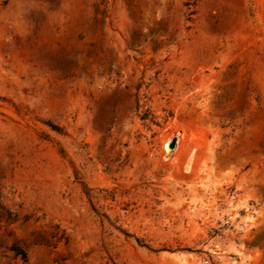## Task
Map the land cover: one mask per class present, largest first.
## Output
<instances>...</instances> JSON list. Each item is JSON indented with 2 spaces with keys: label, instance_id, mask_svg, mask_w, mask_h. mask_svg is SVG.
Instances as JSON below:
<instances>
[{
  "label": "rangeland",
  "instance_id": "rangeland-1",
  "mask_svg": "<svg viewBox=\"0 0 264 264\" xmlns=\"http://www.w3.org/2000/svg\"><path fill=\"white\" fill-rule=\"evenodd\" d=\"M0 264H264V0H0Z\"/></svg>",
  "mask_w": 264,
  "mask_h": 264
},
{
  "label": "water",
  "instance_id": "water-1",
  "mask_svg": "<svg viewBox=\"0 0 264 264\" xmlns=\"http://www.w3.org/2000/svg\"><path fill=\"white\" fill-rule=\"evenodd\" d=\"M175 142H176L175 140L172 142V147H174V145H175Z\"/></svg>",
  "mask_w": 264,
  "mask_h": 264
}]
</instances>
